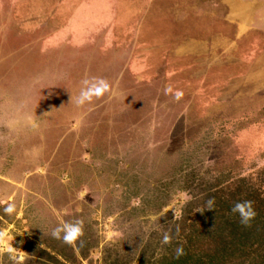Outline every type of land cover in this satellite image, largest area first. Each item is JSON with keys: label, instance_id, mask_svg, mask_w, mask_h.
Masks as SVG:
<instances>
[{"label": "rangeland", "instance_id": "374dc122", "mask_svg": "<svg viewBox=\"0 0 264 264\" xmlns=\"http://www.w3.org/2000/svg\"><path fill=\"white\" fill-rule=\"evenodd\" d=\"M245 182L264 198V0H0V264L159 261Z\"/></svg>", "mask_w": 264, "mask_h": 264}, {"label": "trees", "instance_id": "16d2710c", "mask_svg": "<svg viewBox=\"0 0 264 264\" xmlns=\"http://www.w3.org/2000/svg\"><path fill=\"white\" fill-rule=\"evenodd\" d=\"M258 190V191H257ZM259 189L245 182L234 188L222 186L216 190L217 201H213V213L217 224L215 231L206 234L203 228L194 227L186 241H178L183 248V255L172 254L170 247L164 251L160 260H140L139 264H234L233 259L243 258L241 264H264V198L259 199ZM238 201H251L256 215L247 226L240 223L238 214L231 208ZM208 213V212H207ZM216 213V214H215ZM225 229L226 232H222ZM203 240L209 245L206 251L193 250L192 241Z\"/></svg>", "mask_w": 264, "mask_h": 264}, {"label": "clouds", "instance_id": "9594fccd", "mask_svg": "<svg viewBox=\"0 0 264 264\" xmlns=\"http://www.w3.org/2000/svg\"><path fill=\"white\" fill-rule=\"evenodd\" d=\"M85 85H88V81H84ZM109 90V85L104 80H95L90 86L81 90L79 96L77 97L76 103L77 105H82L85 102H90L93 96H99L103 92H107ZM181 93H176L177 98ZM86 194V193H85ZM209 210L212 207V200L208 202ZM16 204L14 202L8 203L4 208L3 212L6 214H13L16 211ZM232 213L238 214L240 218V223L247 226L252 218L256 215L254 209L252 208L251 201H238L233 204L231 208ZM62 234V235H61ZM82 234V225L80 221H75L73 223H64L61 226L54 228L51 232V235L56 239H63V241L67 244L73 243L80 235ZM11 236L7 231H0V246H3L9 252L13 251L11 247H9V241L11 240ZM168 242V237H164V243ZM176 255L179 257L183 255V248L178 247L176 249Z\"/></svg>", "mask_w": 264, "mask_h": 264}, {"label": "crops", "instance_id": "0c3cea01", "mask_svg": "<svg viewBox=\"0 0 264 264\" xmlns=\"http://www.w3.org/2000/svg\"><path fill=\"white\" fill-rule=\"evenodd\" d=\"M241 2H242V0H241Z\"/></svg>", "mask_w": 264, "mask_h": 264}]
</instances>
